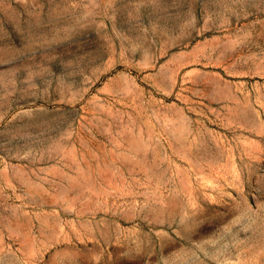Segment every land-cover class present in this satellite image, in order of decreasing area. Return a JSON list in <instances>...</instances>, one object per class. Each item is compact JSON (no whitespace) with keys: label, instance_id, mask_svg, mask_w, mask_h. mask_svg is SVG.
Wrapping results in <instances>:
<instances>
[{"label":"rangeland","instance_id":"374dc122","mask_svg":"<svg viewBox=\"0 0 264 264\" xmlns=\"http://www.w3.org/2000/svg\"><path fill=\"white\" fill-rule=\"evenodd\" d=\"M0 264H264V0H0Z\"/></svg>","mask_w":264,"mask_h":264}]
</instances>
